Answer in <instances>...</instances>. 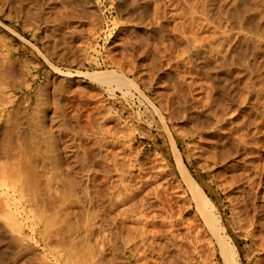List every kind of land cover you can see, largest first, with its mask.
Returning a JSON list of instances; mask_svg holds the SVG:
<instances>
[{
    "label": "rangeland",
    "instance_id": "374dc122",
    "mask_svg": "<svg viewBox=\"0 0 264 264\" xmlns=\"http://www.w3.org/2000/svg\"><path fill=\"white\" fill-rule=\"evenodd\" d=\"M262 62L264 0H0V164L3 161L4 169L7 166L9 174L13 173L10 177L18 173L15 185L21 181L26 185H21V196L11 192L13 177L4 181L6 186L0 184V199L4 202V192L9 193L11 209L20 221L12 229L0 214V264H71L78 259L75 255L67 259L73 249H78L83 264H106L105 256L111 253L108 245L114 244L116 232L118 253L126 241L127 246L135 243L143 249L140 240L149 234L144 236L138 227L159 228L149 223L143 227V214L150 220L157 214L154 220L166 221L160 207L142 211L140 197L126 194L130 184L146 179L153 187L164 185L163 206L180 221L175 227L178 248L169 258L174 262L190 256L193 264H223L213 237L181 186L172 140L209 191L247 264L245 253L251 240L233 221L241 207L245 211L247 197L242 183L230 180L234 171L228 161L217 159L223 149L221 133L233 134V138L247 131L251 141L256 138L258 142L251 143L256 150L248 156L258 167L264 165ZM229 68L233 70L225 73ZM105 69L134 82L127 86L129 93L125 94V85H108L86 74ZM254 107L258 112L253 113ZM222 111L221 125L217 115ZM236 114L240 115L234 119ZM218 125L223 126L221 130ZM56 147L61 153L54 151ZM4 149L12 157L1 155ZM56 152L63 158L59 167L52 165L60 159ZM82 172L94 176L96 190L88 182V189L84 188V180L79 186ZM79 187L87 191L86 196ZM260 194L259 207L264 206V189ZM80 195L91 199L88 207ZM149 199L154 200L152 195ZM262 206L259 209L264 213ZM101 217L107 236L103 253L97 244ZM128 229L133 231L130 238ZM160 230L163 242L167 224ZM117 246L113 245L114 255ZM89 251L95 252L92 262L83 258ZM124 251L129 264L143 262ZM148 257L156 259V255Z\"/></svg>",
    "mask_w": 264,
    "mask_h": 264
},
{
    "label": "bare ground",
    "instance_id": "6f19581e",
    "mask_svg": "<svg viewBox=\"0 0 264 264\" xmlns=\"http://www.w3.org/2000/svg\"><path fill=\"white\" fill-rule=\"evenodd\" d=\"M229 3V2H228ZM253 4V3H252ZM244 8V7H243ZM225 13V12H224ZM248 16V15H247ZM262 19V18H261ZM198 20V19H197ZM259 20V19H258ZM245 24V23H244ZM252 25V24H251ZM261 25V24H260ZM225 26V25H224ZM229 27V26H228ZM253 29V28H252ZM241 30V29H240ZM235 32H236V30H235ZM229 33V32H228ZM227 33V34H228ZM237 33V32H236ZM249 33V32H248ZM225 34V33H224ZM218 41V40H217ZM251 46V45H250ZM218 50V49H217ZM236 50V49H235ZM244 50H246V49H244ZM219 52V51H218ZM244 52V51H243ZM243 52H242V54H243ZM250 52V51H249ZM221 53V52H220ZM241 54V55H242ZM234 55V54H233ZM235 56V55H234ZM242 57V56H241ZM240 57V58H241ZM234 58V57H233ZM244 58H245V56H244ZM237 59V58H236ZM239 59V58H238ZM225 61V60H224ZM227 61H228V58H227ZM221 64H222V62H223V60H222V62L221 61H219ZM241 62V61H240ZM218 63V62H217ZM219 63V64H220ZM224 63H227L226 61L224 62ZM262 63H264V62H262ZM220 64V65H221ZM228 64V63H227ZM232 64V63H231ZM249 64V63H248ZM247 64V65H248ZM233 65H240V64H233ZM246 65V66H247ZM254 65V64H253ZM218 66V65H217ZM224 65H221V67H223ZM230 66V65H229ZM257 66V65H256ZM256 66H254V67H256ZM226 67V66H225ZM245 67V66H244ZM243 67V68H244ZM257 68V67H256ZM259 68V67H258ZM0 69H2V68H0ZM57 69V68H56ZM217 69H218V67H217ZM224 69V68H223ZM225 70H227V69H225ZM233 69L231 68H229V71L227 70V71H225V73L226 72H230V71H232ZM245 70V69H244ZM58 72V71H57ZM220 72V71H219ZM262 72H264V71H262ZM60 73V72H59ZM247 73H249V72H247ZM65 74V73H64ZM90 78L92 77V78H94V79H96L97 81L99 80V81H101V82H104V83H107L108 85L110 84V83H112V82H115L116 83V85L117 86H120V88H121V86L122 85H125L126 86V91H125V94H127V93H129L128 91H129V89H128V87L127 86H131L132 84H134V82H132L131 80H129L127 77H125L123 74H119V73H117L115 70H108V69H105V70H100V71H93V72H87L86 73ZM230 74V73H229ZM228 74V75H229ZM232 74V73H231ZM242 74H244V73H242ZM251 74V73H250ZM75 75V74H74ZM241 75V74H240ZM232 76V75H231ZM235 76V75H234ZM249 76V75H248ZM239 77H241V76H239ZM239 77H238V80H239ZM235 78V77H234ZM233 78V79H234ZM241 79V78H240ZM234 80H236V81H238L237 79H234ZM246 80V79H245ZM235 81V82H236ZM234 82V83H235ZM114 83V84H115ZM239 84V83H238ZM115 85V86H116ZM232 85H234V84H232ZM237 85V83H235V85L234 86H236ZM262 85H264V84H262ZM234 86H230V88L231 87H233L234 88ZM132 87V86H131ZM221 87H223V85L221 86ZM221 87H219L221 90H222V88ZM225 87V86H224ZM226 88H229V87H226ZM225 88V89H226ZM232 88V89H233ZM136 89H137V87H136ZM224 89V90H225ZM231 89V90H232ZM139 90V89H138ZM220 90V91H221ZM227 90H230V89H227ZM226 90V91H227ZM248 90H251V89H249L248 88ZM254 90V89H253ZM225 91V92H226ZM233 91V90H232ZM256 91V90H255ZM222 92V91H221ZM224 92V91H223ZM225 92L223 93L224 95H225ZM249 92V91H248ZM261 93H262V91H260ZM228 93H230V91L228 92ZM244 93V92H243ZM250 93H253V92H251L250 91ZM257 93V92H256ZM242 94V93H241ZM227 96V95H226ZM229 96V95H228ZM232 96V95H231ZM244 96V95H243ZM242 96V99L244 100V98H246L247 99V97L246 96H248V95H245V97H243ZM235 98V97H234ZM255 98V97H254ZM228 99V98H227ZM230 99V98H229ZM232 100H233V97L231 98ZM241 99V100H242ZM239 100V99H238ZM224 101V100H223ZM228 102H230V100L228 101ZM241 103H242V101H241ZM2 104V103H1ZM222 105L224 104V103H221ZM231 104V103H230ZM232 104H234L233 102H232ZM243 104H244V102H243ZM3 105V104H2ZM236 105V104H235ZM247 105V104H246ZM226 107V106H225ZM251 107H253V106H251ZM224 109V108H223ZM231 109V108H230ZM241 110H243V109H241ZM252 111H253V113H255L254 111H256V109H255V107L253 108V109H251ZM261 110V109H260ZM1 111V110H0ZM225 111H222V112H220L218 115H217V123L218 124H221V123H224V122H221L222 121V117H223V115L225 114L224 113ZM226 112H228V111H226ZM239 112V111H238ZM237 112V113H238ZM256 112H258V111H256ZM261 114H262V112L261 111H259ZM244 113V112H243ZM259 113V114H260ZM246 114V113H245ZM245 114H244V116H245ZM228 115V114H227ZM230 115V114H229ZM239 115L240 114H236L235 115V117H234V119H236L237 117H239ZM242 115V114H241ZM234 116V115H233ZM255 116V115H254ZM262 116H264V115H262ZM224 118H225V116H224ZM251 118V117H250ZM262 118H264V117H262ZM17 119V118H16ZM15 119V120H16ZM19 119V118H18ZM230 119H233V117L231 118L230 117ZM230 119H229V122H232V120L230 121ZM246 119V118H245ZM239 120V119H238ZM244 120V119H243ZM262 120V119H261ZM21 121V120H20ZM224 121V120H223ZM226 121H228V120H226ZM234 121V120H233ZM236 121V120H235ZM8 122V121H7ZM6 123V122H5ZM243 123V122H242ZM247 123V122H246ZM10 124V123H9ZM241 124V123H240ZM248 124V123H247ZM250 124V123H249ZM16 125V124H15ZM222 125V124H221ZM221 125H218V130H221L222 129V127L223 126H221ZM236 126L237 125H239V124H235ZM242 125V124H241ZM14 126V125H13ZM235 126V127H236ZM256 126V125H255ZM258 126V125H257ZM6 127V126H5ZM21 127V126H20ZM237 127H242V126H237ZM236 127V128H237ZM247 127V126H246ZM216 128V127H215ZM233 131L234 130H236L235 128H231ZM240 129V128H239ZM239 129H237L238 131H239ZM6 130V129H5ZM4 130V131H5ZM41 130V129H40ZM47 130V129H46ZM241 130V129H240ZM242 131V130H241ZM241 131H239V132H241ZM257 131V130H256ZM258 131H259V129H258ZM13 132V131H12ZM17 132V131H16ZM49 132H50V130H49ZM168 132V131H167ZM228 132H230V131H228ZM237 132V131H236ZM243 133H241V134H239V136H238V134H237V136L236 137H234L233 136V138L229 135V134H224V133H221V132H219V133H221L222 134V136L224 137L223 139V144H222V147H223V149H220V150H222V151H220L219 153V156L220 157H218L219 159H217V161L219 162H225V160H226V163H227V161H228V163L230 164L229 166H231V168H232V170L234 171L233 172V174H231L232 175V178L230 177V180L232 179L233 181L232 182H234V181H236L235 183H242L240 186H241V191L243 190L244 191V194H245V196L244 197H247V199L243 202L244 204V206L243 207H245V211L243 210V208L241 207L240 208V210L236 213V215H235V217H234V219H233V221H234V223H235V225H237L241 230H243L244 231V233H245V237H247L249 240H251V243H250V245H249V247H248V250L246 251V253H245V256H246V258H247V264H264V221H262V220H264V217H262V220L261 219H259V217L261 216V215H264V213H261L260 212V207L262 206H260L259 207V205H257V202H258V199H260L259 197H260V193H261V191H262V189H264V187H262V184H264V182H262V180H264V165H261L260 167H258V163L256 164L254 161H255V159H251V157L250 156H248V154L250 155V153L251 152H253V150L255 149V147H254V149H253V147H252V145H257V141H256V138H254V141L252 140L251 141V138L250 137H248V133H247V131H245V133H247V134H245L244 133V131H242ZM10 133V132H9ZM42 133V132H41ZM46 133V132H45ZM256 133V132H255ZM260 133V132H259ZM22 134H23V132H22ZM253 134V133H252ZM257 134V133H256ZM168 135H169V132H168ZM9 136H10V134H9ZM24 136V135H23ZM214 136V135H213ZM252 137V136H251ZM255 137V136H254ZM171 138V137H170ZM258 138V137H257ZM8 139V138H7ZM19 139H20V137H19ZM3 140V139H2ZM16 140H17V138H16ZM257 140H259V138L257 139ZM4 141V140H3ZM13 141V140H12ZM53 140H51V142H52ZM261 141V140H260ZM1 142V141H0ZM11 142V141H10ZM23 142V141H22ZM9 143V142H8ZM31 143V142H30ZM53 143V142H52ZM171 143H172V149H173V154H174V157H175V167H176V169H177V171H178V173H179V177H180V182H181V186L183 187V186H185L183 189H184V192H187V195H189L188 197H189V200H190V203H191V205H192V203H194V205H195V211H197V213L199 214V217L201 218V221H202V226L203 225H205V227L207 228V231H209L210 232V235L213 237V239H214V247H215V245L217 246V249L219 250L218 252H219V255H221V257H222V262H223V264H244L243 263V258L241 257V254H240V251H239V248L237 247V245H236V243H235V241H234V239L231 237V235L228 233V230H227V228H226V226H225V224H224V222H223V217H222V215L219 213V211H218V209H217V207H216V205H215V203L213 202V200H212V198H211V196H210V193H209V191H207L199 182H198V180H197V178L194 176V174H193V172H192V170L190 169V164H189V162H187L185 159H183V157H182V155H181V152H180V149L176 146V144L173 142V140L171 141ZM251 143H252V145H251ZM254 143V144H253ZM11 144V143H10ZM17 144V143H16ZM9 145V144H8ZM20 145V144H19ZM51 145V144H50ZM251 145V146H250ZM260 145V144H259ZM34 146V145H33ZM53 146V145H52ZM51 146V147H52ZM218 146V145H217ZM221 146V145H220ZM7 147V146H6ZM16 147H17V145H16ZM219 147V146H218ZM222 147H219V148H222ZM256 147H259V146H256ZM5 148V147H4ZM19 148V147H18ZM49 148V147H48ZM3 149V148H2ZM52 149V148H51ZM55 150L54 151H58V149H57V147L56 148H54ZM256 150V149H255ZM4 151H5V149H4ZM9 151V150H8ZM16 151V150H15ZM14 151V152H15ZM19 151H21V150H19ZM60 151V150H59ZM58 151V152H59ZM64 151V150H63ZM1 152V151H0ZM3 152V151H2ZM12 152H13V149H12ZM18 152V151H17ZM16 153V152H15ZM54 152H52V154H53ZM59 153H61V152H59ZM255 153V152H254ZM10 154H11V152H10ZM10 154H8L6 151L4 152V154H1V155H3V156H5V157H7V158H9V155ZM16 154H18V153H16ZM51 154V155H52ZM56 154H57V156L59 155L57 152H56ZM14 155V154H13ZM20 155V154H19ZM61 155V154H60ZM64 155V154H63ZM215 155V154H214ZM11 156V155H10ZM56 156V157H57ZM239 156H241V158L239 159ZM259 156V155H258ZM12 157V156H11ZM17 157V156H16ZM19 157V156H18ZM18 157H17V159H18ZM54 157H55V155H54ZM59 157V156H58ZM215 157H216V155H215ZM4 158V157H3ZM13 158H15V155L13 156ZM22 158V157H21ZM20 158V159H21ZM24 158V157H23ZM60 158V157H59ZM25 159V158H24ZM3 160H5V158L3 159ZM10 160V159H9ZM58 160V162H54V163H57V165L55 166L54 164H52L54 167H57L58 165H60L61 164V161L63 162V158H60V159H56V161ZM71 160V159H70ZM257 160V159H256ZM259 160V159H258ZM257 160V161H258ZM28 161H30L31 162V160H28ZM48 161V160H47ZM50 161V160H49ZM260 161V160H259ZM3 162V161H2ZM2 162H1V164H0V184L2 185V186H6V185H4V184H6V182H8V181H11V180H6V179H11L12 177V179L14 180L16 177H14L15 176V174H17L16 176H18V173L16 172L15 173V171H14V176H11L10 177V175H13V173L11 174H9V172L7 171V166L3 163V165L4 166H6L5 168H6V170L4 169V167L2 166ZM10 162V161H9ZM21 162V161H20ZM53 162V161H52ZM65 162V161H64ZM83 162V161H82ZM11 163H13V162H11ZM15 163V162H14ZM17 163V162H16ZM24 163V162H23ZM27 163H29V162H27ZM25 164V165H29V164ZM67 163V162H66ZM78 163V162H77ZM81 163V162H80ZM200 163V162H199ZM227 163V164H228ZM232 163V164H231ZM262 163V162H261ZM18 164V163H17ZM17 164H15V167H16V165ZM48 164V163H47ZM63 164V163H62ZM256 164V165H255ZM51 165V166H52ZM8 166H11V167H13V165H11V164H9ZM21 166H23V165H21ZM31 166H32V164H31ZM44 166V165H43ZM52 166V167H53ZM10 167V168H11ZM18 167H19V165H18ZM18 167H16L17 169H19ZM27 167V166H26ZM30 167V166H29ZM33 167V166H32ZM59 167V166H58ZM9 168V167H8ZM9 168V169H10ZM15 168V169H16ZM22 168V167H21ZM8 169V170H9ZM12 169V168H11ZM27 169H28V167H27ZM67 169V168H66ZM23 170V169H22ZM22 170H20V171H22ZM71 170V169H70ZM73 170V169H72ZM18 171V170H17ZM88 171V170H87ZM19 172V171H18ZM26 172V171H25ZM31 172V171H30ZM71 172V171H70ZM75 172H77V171H75ZM89 172H90V170H89ZM95 172V171H94ZM21 174H24L23 172H20ZM31 173H34L35 174V172H31ZM62 173V172H61ZM232 173V172H231ZM67 174V173H66ZM78 174V173H77ZM81 174V173H80ZM82 174H83V172H82ZM81 174V175H82ZM20 175V174H19ZM25 175L27 176V178L29 179V176L27 175V172L25 173ZM33 175V174H32ZM56 175V174H55ZM58 175V174H57ZM118 175H120V174H118ZM20 176H22L23 177V175H20ZM83 176L85 177H83V178H81V176H80V179H79V177H78V180H81V181H78L79 182V186H80V183L82 184V181H83V185H85V187L84 188H86L87 186H86V183L88 182L89 183V185H91L92 186V188H95L94 186V176L93 175H91V174H86V175H84L83 174ZM122 176L123 175H121V178H122ZM19 177V176H18ZM33 177V176H32ZM36 177V176H35ZM51 177H53V176H51ZM124 178V177H123ZM19 179V178H18ZM18 179H15V181H12V182H10L9 183V185H10V189H11V192H12V194H14L15 195V192H18V194L19 195H23L22 194V191H23V188H22V186L24 185L22 182L23 181H21V185H19V186H17V185H15L16 184V182L18 181ZM24 179V178H23ZM6 180V182H4ZM20 180V179H19ZM50 180V179H49ZM60 180V179H59ZM121 180H123V179H121ZM229 180V181H230ZM241 180L243 181V182H241ZM35 181V180H34ZM229 181H227V182H229ZM14 182H15V184H14ZM27 181H25V184H28V182L26 183ZM58 182V181H57ZM86 182V183H85ZM121 182H123V181H121ZM12 183H13V185H12ZM85 183V184H84ZM124 183V182H123ZM123 183H120L121 185L123 184ZM231 183V182H230ZM231 184H233V183H231ZM131 185V190L129 191L128 190V192H126V194L127 195H129V196H132V197H134V196H138V197H140V198H138V202H139V204H140V206L139 207H141V209L140 210H142L143 211V209H150V208H153V207H155V206H157V207H160V211L162 210V211H165L166 212V216H165V219H166V221H164V219H162L161 218V216L162 215H158L159 216V218H161L160 219V221H156V220H154V219H156L155 217H156V215L157 214H155V215H153V216H155V217H153L151 220L149 219V218H147V216L146 215H144L143 213V227L144 226H147L146 224H151V225H153V227H156V226H158L159 228H156V229H149V230H146V229H144V228H142V227H138V228H140V229H138V230H141L142 232H145L144 233V236L146 235V233L147 234H149V236L148 237H146V239H143V238H145V237H143V238H141V240H140V243H142L143 244V249L142 248H140V247H138L139 245H137V244H132V245H130V246H127V244L129 245V243H127V241L125 242V240H124V242L126 243L124 246H123V248H122V246H120L121 248H120V252L118 253L117 252V250H118V246L117 245H115L116 243V240L117 239H115L116 238V234H117V232H116V234H114L113 232V234L115 235V237H113V240H115V241H113L114 242V246H117V247H115V249H116V251L115 252H117L115 255H116V260H115V255H114V253L112 252V251H114V248H113V245H111V243L108 245V246H110L108 249H109V251L113 254V257H112V254L111 253H109V256H105V258L106 257H108V258H106V264H121V260H124V264H129V262H130V260L128 259L129 258V256H126V255H124L126 252L124 251V250H129L130 251V254H132V255H130L131 257L133 256L134 257V259L136 260V262H138V260L140 261V259H142L143 258V262L142 263H140V262H138V264H193V262H191V260L189 259V257H185V256H188V255H186L187 253L186 252H182V254L181 255H183L184 256V254H185V258H183L182 259V257H179V258H181V259H179V260H176V261H172V251L174 250V249H176V248H178V244H177V238H179V236H177V233H176V226L178 225V219L176 218V217H174V214L172 215V212H170V210H169V208H166V210H165V207L163 206V200H162V198H161V195H160V193L162 194V191L163 192H165L164 190H165V187H164V185H161V186H155V187H153V186H151V182L148 180V179H146V180H141V181H138V182H134L133 184H130ZM239 185V184H238ZM24 186H26V185H24ZM28 186V185H27ZM124 186V188L126 187L125 185H123ZM148 186V187H147ZM239 186V187H240ZM150 187V188H149ZM9 188V187H8ZM26 188H28V187H26ZM26 188H25V190H26ZM30 188V187H29ZM79 188H81V187H79ZM83 188V187H82ZM81 188V189H82ZM7 189V188H6ZM31 189V188H30ZM57 189V188H56ZM86 189H88V188H86ZM120 189V188H119ZM174 189H175V187H174ZM24 190V191H25ZM34 190V189H33ZM79 190V189H78ZM84 189H82V191H83ZM94 190H96V188L94 189ZM125 190L127 191V189L125 188ZM2 191H4V189L2 190ZM81 191V190H80ZM180 191V190H179ZM242 191V192H243ZM10 192V191H9ZM10 192V193H11ZM27 192V191H26ZM77 192V191H76ZM84 193H82V194H84L85 196H86V193L85 192H87V191H83ZM131 192V193H130ZM1 193V192H0ZM25 193V192H24ZM81 194V193H80ZM4 195H6L5 197H7V200H5L4 202H2V200L0 199V214H1V217L3 216V219H5L7 222H6V224L8 223L9 225L8 226H11L12 227V229H15L16 227H19L18 226V224H20L19 222V220H18V218L17 217H15V214H14V211H13V209H11V203L12 202H10V195H9V193L7 192V191H5L4 192ZM139 195H141V196H139ZM150 195H152L153 196V198H154V200H151V199H149V196ZM238 195V194H237ZM250 195H253V196H251V197H253L254 199H253V201L251 202L249 199L251 198L250 197ZM13 196V195H12ZM24 196V195H23ZM85 196H81L80 195V199L82 200V203H84V206H86V207H88L89 206V200H91V199H88V198H86ZM15 196H13V198H14ZM116 197H119V195L118 196H116ZM22 198V197H21ZM233 198V197H232ZM231 198V199H232ZM19 199V198H18ZM119 199V198H118ZM13 200H15L16 201V199H13ZM30 200V199H29ZM262 200V199H261ZM12 201V200H11ZM118 201H120V202H122L123 201V198H120ZM117 201V202H118ZM17 202H18V200H17ZM19 202H20V200H19ZM15 203V202H14ZM189 203V204H190ZM19 203H17V205H18ZM13 205V207H14V204H12ZM16 205V204H15ZM234 205V204H233ZM169 206V205H168ZM170 207V206H169ZM262 207H264V206H262ZM16 208V207H15ZM239 208V207H238ZM153 209H155V208H153ZM168 209V210H167ZM170 209H171V207H170ZM16 210H19V209H16ZM152 210V209H151ZM262 210H264V209H262ZM149 211V210H148ZM153 211H155V210H153ZM172 211V210H171ZM121 212V211H120ZM124 212V211H123ZM123 212H121L120 214L122 215L123 214ZM157 212V211H156ZM144 213H145V211H144ZM155 213V212H154ZM174 213V212H173ZM194 213V212H193ZM234 213H235V211H234ZM17 214H18V211H17ZM140 214H141V212H140ZM141 214V215H142ZM252 214V215H251ZM120 215V216H121ZM251 216V217H248V216ZM158 216H157V218H158ZM178 217V216H177ZM56 218V217H55ZM164 218V217H163ZM194 218V217H193ZM147 219H149L150 221H147ZM168 219V220H167ZM48 220L49 219H47L46 221H47V224H48ZM55 221V220H54ZM102 221H104V218L103 217H101V222H100V225H101V233H100V240H99V243L97 242V244H99V247H100V252L101 253H103V252H105L106 250H107V248H104L105 247V238L107 237L106 236V234H105V227H104V223L102 222ZM157 222H160V223H158L159 225H157ZM180 222V221H179ZM50 223V222H49ZM56 223V222H55ZM54 223V224H55ZM200 223V222H199ZM162 224H167V232H166V234H165V238L163 239V242H160L159 240H160V237L161 236H163V233L161 232V230H160V226L162 225ZM197 224V223H196ZM116 225V224H115ZM114 225V227H116ZM46 226V225H45ZM201 226V227H202ZM47 227H49L48 225H47ZM89 227V226H88ZM118 227V226H117ZM258 228V229H257ZM17 229V228H16ZM238 230V229H237ZM131 231V230H130ZM129 229H128V234H129ZM141 231H139V232H141ZM206 231V230H205ZM258 231V232H257ZM133 232V231H132ZM132 232H130L131 234H132ZM141 232V233H142ZM261 232V233H260ZM111 233V232H110ZM111 233V234H112ZM112 234V236H114ZM131 234H129L128 236H129V238H130V236H131ZM137 234V233H136ZM139 234V233H138ZM209 234V233H208ZM133 235V234H132ZM194 235V234H193ZM112 236L110 235V238L112 239ZM118 236V235H117ZM134 236H135V233H134ZM168 236V237H167ZM177 237V238H176ZM125 238H127V237H124L123 239H125ZM175 238H176V240H175ZM246 238V239H247ZM111 239H109V240H111ZM185 239V238H184ZM213 239H211L210 238V241H213ZM128 240V239H127ZM131 239H129V241H130ZM128 241V242H129ZM143 241V242H142ZM179 241H180V239H179ZM184 241V240H183ZM112 242V243H113ZM121 242V241H120ZM187 242V241H186ZM212 243V244H213ZM187 244V243H186ZM177 246V247H176ZM213 246H211V248H212ZM180 248V247H179ZM197 248V246H196V244H195V246L192 248V250H194L195 251V249ZM210 248V247H209ZM141 249V250H140ZM140 250V251H139ZM179 250V249H178ZM181 250V249H180ZM108 251V252H109ZM119 251V250H118ZM128 251V252H129ZM108 252H107V254H108ZM125 252V253H124ZM179 252V251H178ZM192 253H193V251H191ZM94 253L95 252H92V251H89V256H87L86 255V253L83 255V258L84 259H89V261H91L92 262V258H93V256H94ZM80 254V253H79ZM78 254V249H73V250H70L69 251V253H68V255L66 256L67 257V259L68 260H71V259H73V257H74V255H75V257H77L78 259H75L74 258V260H72V262H71V264H83V259H80V257L81 256H78L79 255ZM111 254V255H110ZM153 255H156V259L154 258L153 260L150 258V259H148L149 257L148 256H153ZM179 254H177V256H178ZM195 256V255H194ZM211 256V255H210ZM133 257H132V259H133ZM169 257H171V258H169ZM199 257H200V255H199ZM131 259V260H132ZM133 259V260H134ZM175 259V258H174ZM193 259V258H192ZM196 259V258H195ZM132 260V261H133ZM197 260V259H196ZM198 263V262H197ZM211 263H212V261H211ZM200 264V263H199ZM212 264H215V263H212Z\"/></svg>",
    "mask_w": 264,
    "mask_h": 264
}]
</instances>
